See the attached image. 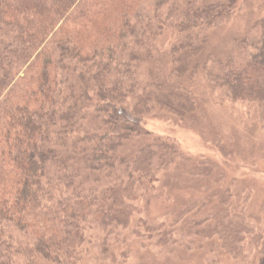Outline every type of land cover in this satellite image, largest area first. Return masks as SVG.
Instances as JSON below:
<instances>
[{"label": "trees", "instance_id": "16d2710c", "mask_svg": "<svg viewBox=\"0 0 264 264\" xmlns=\"http://www.w3.org/2000/svg\"><path fill=\"white\" fill-rule=\"evenodd\" d=\"M147 1L0 0V264H79L95 230L104 233L99 259L107 260L108 238L129 225L139 190L174 162L175 144L162 139L122 153L131 138L149 134L147 117L184 118L195 108L190 94L144 84L143 63L166 28H210L238 0L189 1L184 10L176 0H152L154 14L137 24ZM256 25L254 55L228 60L209 79L264 116V18ZM176 62L180 76L192 69ZM89 120L98 121L96 131L82 130ZM233 222L224 228L229 239L241 228ZM145 230L157 245L173 242L163 225Z\"/></svg>", "mask_w": 264, "mask_h": 264}, {"label": "rangeland", "instance_id": "374dc122", "mask_svg": "<svg viewBox=\"0 0 264 264\" xmlns=\"http://www.w3.org/2000/svg\"><path fill=\"white\" fill-rule=\"evenodd\" d=\"M189 1L223 0L176 3L184 10ZM153 3L139 6L137 24L154 14ZM158 13L161 18L165 10ZM261 18L264 0H238L232 15L210 28L190 33L166 28L154 41L142 82H163L167 89L190 94L195 108L184 118L168 112L149 116L144 120L149 134L126 142L122 153L127 156L157 139L174 143L177 155L139 190L129 225L108 238L112 255L100 260L103 232L88 231L91 242L83 245L79 264H264V116L256 103L228 100L209 79L228 60L240 64L254 55ZM177 59L192 69L178 75ZM90 120L81 122L83 131L97 130L98 121ZM232 221L241 228L229 239L224 228ZM145 222L163 225L173 242L155 244Z\"/></svg>", "mask_w": 264, "mask_h": 264}]
</instances>
